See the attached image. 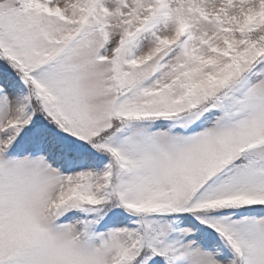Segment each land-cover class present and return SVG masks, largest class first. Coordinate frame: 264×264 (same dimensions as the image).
Listing matches in <instances>:
<instances>
[{
  "label": "snow or ice",
  "instance_id": "obj_1",
  "mask_svg": "<svg viewBox=\"0 0 264 264\" xmlns=\"http://www.w3.org/2000/svg\"><path fill=\"white\" fill-rule=\"evenodd\" d=\"M0 264H264V0H0Z\"/></svg>",
  "mask_w": 264,
  "mask_h": 264
}]
</instances>
